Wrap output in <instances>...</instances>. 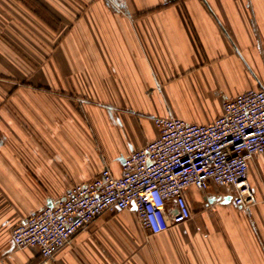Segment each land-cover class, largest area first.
Here are the masks:
<instances>
[{
    "label": "crops",
    "instance_id": "1",
    "mask_svg": "<svg viewBox=\"0 0 264 264\" xmlns=\"http://www.w3.org/2000/svg\"><path fill=\"white\" fill-rule=\"evenodd\" d=\"M264 88V0H0V264H264L257 204L186 192L192 219L153 235L136 208L106 213L54 260L12 231L159 136L153 119L208 125Z\"/></svg>",
    "mask_w": 264,
    "mask_h": 264
},
{
    "label": "built area",
    "instance_id": "2",
    "mask_svg": "<svg viewBox=\"0 0 264 264\" xmlns=\"http://www.w3.org/2000/svg\"><path fill=\"white\" fill-rule=\"evenodd\" d=\"M159 136L124 158L122 174L106 165L97 178L72 187L12 231L18 249H37L47 263L106 213L136 208L153 235L192 219L190 188H231L234 206L249 209L257 198L249 165L264 155V88L228 99L223 114L208 125L169 116L153 119Z\"/></svg>",
    "mask_w": 264,
    "mask_h": 264
}]
</instances>
